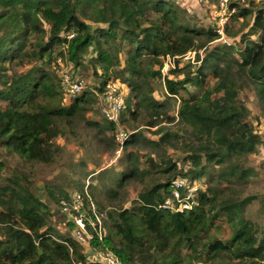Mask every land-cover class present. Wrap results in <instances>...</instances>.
<instances>
[{
  "label": "trees",
  "instance_id": "trees-1",
  "mask_svg": "<svg viewBox=\"0 0 264 264\" xmlns=\"http://www.w3.org/2000/svg\"><path fill=\"white\" fill-rule=\"evenodd\" d=\"M199 1L211 19L217 0ZM228 7L231 19H250L247 30L223 26L222 36L238 37L237 46L219 42L218 18L200 22L183 0H0V264H98L70 234L72 221L66 234L53 225L28 176L54 160L56 138L81 121L99 141L110 133L113 150L117 127L129 131L121 147L126 169L105 204L92 201L101 239L90 194L78 189L89 250L110 251L122 264H263L264 230L244 211L253 201L264 210V192L252 182L264 172V158L256 165L249 158L264 143V0H230ZM188 51L193 57L183 61ZM121 54L124 66L116 71ZM167 57L174 66L164 75ZM61 63L78 80L91 72L79 93H69L63 76L76 79L61 72ZM117 82L128 93L116 123L101 116L99 101ZM157 87L179 101L176 116L153 96ZM250 93L256 111L247 104ZM172 124L180 126L169 131ZM141 125L159 135L144 141L154 155H143V167L128 150L142 143ZM9 157L17 161L9 164ZM176 179L198 187L189 209L162 207ZM131 185L139 186L137 196L123 207ZM49 195L61 209L73 201L68 193ZM221 222L236 225L227 237L212 235Z\"/></svg>",
  "mask_w": 264,
  "mask_h": 264
},
{
  "label": "rangeland",
  "instance_id": "rangeland-1",
  "mask_svg": "<svg viewBox=\"0 0 264 264\" xmlns=\"http://www.w3.org/2000/svg\"><path fill=\"white\" fill-rule=\"evenodd\" d=\"M185 4H188L191 9L199 16L200 22H207L208 20H212L216 17L213 13L210 16L211 19L207 18L208 12H206L203 3L199 0H183ZM257 1V0H255ZM232 16L228 18L226 22L229 28L236 29L241 24L245 26V30L248 29L250 24V19L248 18L235 21L231 19ZM218 18V17H216ZM202 20V21H201ZM241 22V23H240ZM225 23V24H226ZM219 26V25H217ZM216 26V27H217ZM222 32V31H221ZM227 44H233L234 46L238 45V37L234 39L229 38H221L219 42H224ZM193 52H187L182 60L186 61L187 59L193 57ZM122 57L121 64L119 66H115L114 68L119 70V68L124 66V60L126 59L123 54L120 55ZM174 66V62L172 59L167 60L166 58L163 60L162 73L165 75L169 68ZM61 72H72L71 65H65L61 63ZM16 70V68H13ZM91 72L83 73V84L90 82ZM72 79L75 78L82 79L78 74H71ZM119 84V82H117ZM154 86V81L151 83ZM121 88V92L126 96L128 93V88L124 84H119ZM188 86V85H187ZM189 90H193L194 88L188 86ZM153 96L158 101L169 102V114L176 116V110L179 101L176 100L174 103L173 100H168V97L165 91L160 90V88H155L153 92ZM68 96L65 93L64 102L68 101ZM247 104L254 108L255 107V99L253 94H248ZM171 105V106H170ZM140 117L146 118L148 117L144 111H140ZM252 116V115H251ZM96 118L101 119L99 115L91 114L88 118ZM253 117V116H252ZM262 122H264L263 117L260 118ZM180 125H169V131H175L177 127ZM126 128V127H125ZM129 129V128H128ZM130 130V129H129ZM155 128L145 127L141 125L137 129V133H139V139L142 143L137 146L130 147L128 150L135 152L138 159L139 167L144 166V154L154 155L153 151L149 146L145 145L144 141L146 140H157L159 135L155 133ZM94 130H91L88 126L85 125L84 122H80L79 126L75 128L72 133L66 130L65 136H59L56 138V148H55V156L54 160L48 165H36L34 169L28 171L29 179L31 180L32 191L40 197L49 208L50 216L49 219L53 221V225L57 228V230L63 234H66L68 230L66 228V221L70 220L72 215L69 212V206L66 209H61L60 205L55 202L53 197L49 195V191H52L55 195L59 193H68L69 196L75 197L78 189L82 186L84 190L88 191L90 194V202L102 203L105 204V195L107 190L111 187L115 186V183L121 178V171L125 170L127 167L125 153H120V156L116 161L111 162V159L114 157L116 149H112L107 147L106 139L109 137L107 132L106 139L98 140L96 136H93ZM129 132V131H128ZM263 139V138H262ZM264 141V140H263ZM177 144V148H178ZM168 151H170L169 147H166ZM122 154V155H121ZM250 164L256 165L260 158H264V143L261 144L259 155L258 156H250L249 157ZM17 161L15 157H9L8 163L13 164ZM259 176L253 177L252 182L254 186L259 188L262 192H264V172L258 170ZM199 184V183H198ZM139 186H129L127 187V191L125 194L121 195L123 197L122 206L127 207L130 205V201L137 196V189ZM95 205V204H94ZM264 207V206H263ZM83 215V214H82ZM244 216L251 220L253 223L257 224L259 228V233L264 230V210H261L260 202L253 201L251 202L244 211ZM220 231L217 232L213 230L212 235L222 237H227L230 232V228L232 226H236L232 223H219ZM227 225V226H226ZM70 234H74L73 231L70 230ZM84 252L87 251V245L83 246Z\"/></svg>",
  "mask_w": 264,
  "mask_h": 264
},
{
  "label": "built area",
  "instance_id": "built-area-1",
  "mask_svg": "<svg viewBox=\"0 0 264 264\" xmlns=\"http://www.w3.org/2000/svg\"><path fill=\"white\" fill-rule=\"evenodd\" d=\"M239 3L244 2L245 0H233ZM230 0H217L218 5H214L212 10V13L218 17V29L217 34H220L221 38H223V26L228 21V18L231 16L232 13H234V8L230 9L228 7ZM230 9V10H229ZM222 31V32H221ZM220 38V39H221ZM224 42H227L226 40ZM167 60L170 58L167 57ZM64 83L69 87V93L75 94L79 93L83 88V81L78 80V78H75V81L70 80V76L68 74H64L63 76ZM118 83H109L106 85L105 93L100 97L99 101V111L102 117L107 119L108 121L118 122L120 118V110L122 108V100H123V94L121 92V89L119 88ZM261 135L264 140V122H262L261 125ZM129 132L124 130L122 127H117V130L115 132V140L118 143V148L115 151L114 157L111 159V162H114L117 160L121 153V147L124 142V140L128 137ZM198 187L196 184L189 183L186 179H176L172 182V192L171 197L166 199L164 201V204L162 205L163 208L167 210L172 211H182L185 209H189L192 207V205L195 202V197L197 193ZM73 201L71 204H68L66 202H62V209H66L67 206H69V212L72 217L70 221L74 224V229L72 230L74 232V237L76 240L80 242L81 245L85 246L87 245V255L86 257L88 259H92L95 262H98V264H122V262L113 255L110 251H99V250H89V240L91 239V235L88 232L86 225H85V217L82 215V213H79L82 202L80 199L79 194H76L75 197H72ZM90 208L92 213L95 216V220L97 221V229L96 233L99 236V239H101L102 236V227L100 225V219L98 216V213L96 211V208L94 207L93 203L90 202ZM73 211L78 212V214H75ZM91 226L94 227V223L89 222ZM90 251V253H89ZM264 264V261H263Z\"/></svg>",
  "mask_w": 264,
  "mask_h": 264
},
{
  "label": "water",
  "instance_id": "water-1",
  "mask_svg": "<svg viewBox=\"0 0 264 264\" xmlns=\"http://www.w3.org/2000/svg\"><path fill=\"white\" fill-rule=\"evenodd\" d=\"M41 251L39 250V253H40Z\"/></svg>",
  "mask_w": 264,
  "mask_h": 264
}]
</instances>
